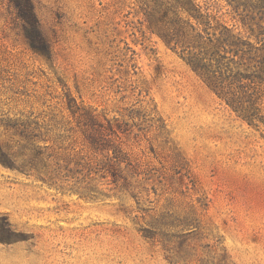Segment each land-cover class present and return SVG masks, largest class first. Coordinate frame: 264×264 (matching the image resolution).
<instances>
[{
	"label": "rangeland",
	"instance_id": "rangeland-1",
	"mask_svg": "<svg viewBox=\"0 0 264 264\" xmlns=\"http://www.w3.org/2000/svg\"><path fill=\"white\" fill-rule=\"evenodd\" d=\"M31 1L32 39L0 0V264H264V126L182 58L230 0Z\"/></svg>",
	"mask_w": 264,
	"mask_h": 264
},
{
	"label": "trees",
	"instance_id": "trees-1",
	"mask_svg": "<svg viewBox=\"0 0 264 264\" xmlns=\"http://www.w3.org/2000/svg\"><path fill=\"white\" fill-rule=\"evenodd\" d=\"M29 38L40 35L31 0H10ZM226 14H202L182 58L221 104L242 121L264 126V0H230ZM230 17L228 24L225 17Z\"/></svg>",
	"mask_w": 264,
	"mask_h": 264
}]
</instances>
